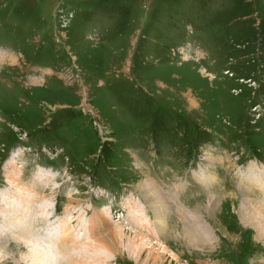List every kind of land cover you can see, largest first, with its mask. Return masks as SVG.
<instances>
[{"label": "rangeland", "instance_id": "rangeland-1", "mask_svg": "<svg viewBox=\"0 0 264 264\" xmlns=\"http://www.w3.org/2000/svg\"><path fill=\"white\" fill-rule=\"evenodd\" d=\"M259 163L264 0H0V264H264Z\"/></svg>", "mask_w": 264, "mask_h": 264}, {"label": "bare ground", "instance_id": "bare-ground-1", "mask_svg": "<svg viewBox=\"0 0 264 264\" xmlns=\"http://www.w3.org/2000/svg\"><path fill=\"white\" fill-rule=\"evenodd\" d=\"M13 156H14V154H13ZM17 158H10V160H9V163L8 164H6V166H5V177H7V181H8V183H9V185H12V186H14V183L16 182V179L10 174V171L14 168V161L16 160ZM262 169V168H261ZM245 171V169L243 170V172ZM253 174V173H252ZM243 177V174H242V176L241 177H236L237 179H240V178H242ZM146 177H144V181L143 180H141V182L140 183H138V189L141 191V193L143 194V196L146 198V200H148V202L150 203V205L151 206H155L157 209H158V212H160V214H157V219L160 221V222H165V219L167 218V215H166V212H165V209H167V206H166V202H165V198L162 196V195H158V192L153 188V186H152V184H151V182L150 181H148L147 179H145ZM143 179V178H142ZM21 181H23V180H21ZM16 184V183H15ZM18 186V185H17ZM19 187V186H18ZM156 188V187H155ZM26 189V188H25ZM21 190V188L20 189H18V191H20ZM24 192V191H23ZM21 193H22V190H21ZM20 193V194H21ZM21 195H23V194H21ZM20 195V196H21ZM24 196V195H23ZM21 197L22 198V200H23V202H24V197ZM19 197V196H18ZM39 198V197H38ZM27 199H28V197H27ZM25 200V202L27 203V201L28 200ZM31 198H29V200H30ZM40 199V198H39ZM208 200L210 201V202H212V200L213 199H210V198H208ZM0 202H1V199H0ZM29 202H31V200L29 201ZM33 202V201H32ZM261 202V201H260ZM9 203L10 202H6V204H2L4 207H2L4 210L3 211H6V213L5 212H3V211H0L1 213H0V215H4L3 217H5V215L7 214L8 215V220L6 221L7 222V224L8 223H14L15 222V220H20V223H19V227H21V228H23V225L25 226V222H26V220L24 219V217L26 216V213H24V211L23 210H25V209H22V211H20V210H18L17 211V213L16 214H14L15 212H13L12 211V209H11V207H13V204L12 205H10L9 206ZM262 203V202H261ZM22 204V203H21ZM30 204V203H29ZM29 204H28V209L30 208L29 207ZM32 205V204H31ZM23 207V206H22ZM155 207H153V208H155ZM14 208V207H13ZM24 208V207H23ZM42 208H44V207H42ZM6 209V210H5ZM39 209H40V207H39ZM10 210V212H7V211H9ZM261 210V209H260ZM183 211V210H182ZM3 212V213H2ZM7 219V218H6ZM5 219V220H6ZM164 220V221H163ZM263 225V224H262ZM6 228V227H5ZM22 230V229H21ZM24 232V231H23ZM23 232H21L22 234H23ZM258 233H261V237H263V239H264V227L263 228H260V229H258V231H257ZM27 233V232H26ZM24 235H26L25 233L22 235V236H24ZM27 238H28V236H26ZM27 238H25V239H23L24 240V244H25V246H27L28 244V242H27ZM129 247H131L132 249H134L135 248V246H134V244L131 242V246H129ZM137 247H138V244H137ZM92 251H94V250H92ZM92 251H91V253H92ZM42 255H43V253H42ZM48 256V258H49V255H44V257H47ZM42 258V257H41ZM46 259V258H45ZM153 260L156 262L158 259H157V257H153Z\"/></svg>", "mask_w": 264, "mask_h": 264}]
</instances>
